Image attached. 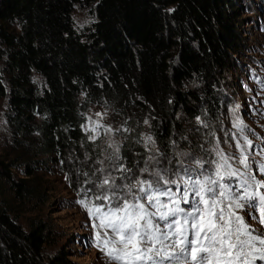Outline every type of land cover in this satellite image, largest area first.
<instances>
[{"label":"trees","instance_id":"1","mask_svg":"<svg viewBox=\"0 0 264 264\" xmlns=\"http://www.w3.org/2000/svg\"><path fill=\"white\" fill-rule=\"evenodd\" d=\"M94 1L97 21L80 33L75 6ZM243 19L236 0H0V99L9 98L19 140L45 154L90 147L83 125L92 103L153 113L169 150L179 110H219L218 76L243 52ZM136 137L123 147L128 158L141 149ZM12 184L28 192L24 180ZM51 240L41 220L26 230L0 204V264H73L64 250L46 256Z\"/></svg>","mask_w":264,"mask_h":264},{"label":"rangeland","instance_id":"2","mask_svg":"<svg viewBox=\"0 0 264 264\" xmlns=\"http://www.w3.org/2000/svg\"><path fill=\"white\" fill-rule=\"evenodd\" d=\"M236 3L241 17L245 18L241 22L244 46L241 54H234L233 68L218 76L219 110L211 113L205 106H199L195 115L183 108L179 110L169 150L161 147L153 132V113L138 107L123 111L109 103H92L83 125L90 147L83 146L80 152L71 151L65 156L57 152L45 154L33 149L30 142L19 140L21 134L9 118V98L0 99V204L6 205L11 216L26 230L35 220L46 225L52 237L46 245V256L64 250L73 264H118L97 248L94 218L78 203L88 189L92 191L87 196L92 198L97 191L95 185L108 174L116 178L117 185L131 183L136 178L154 179L156 172L171 178L177 171L196 168L198 160L216 159L212 149L219 141V148L237 158L231 161L233 168L251 171L258 180H264V0H236ZM95 6V1L75 6L73 17L78 32H89L97 21ZM33 76L35 86L42 89L44 79L37 72ZM189 87L198 88L202 96L203 88L197 81H192ZM93 121L113 131L106 133L103 128H97L93 133ZM237 122H242V130L235 127ZM91 136L96 138L89 139ZM128 136L136 137L141 147L132 150L133 158H128L123 149ZM241 149L248 157L250 169H244L238 162ZM121 166L127 171H116ZM204 166L211 167L207 163ZM145 168L147 172H142ZM12 180H24L28 192L22 194ZM224 182L234 187L237 178ZM239 214L256 230L254 234H264V225L258 218H252L258 217V209L246 204ZM255 264L264 261L256 259Z\"/></svg>","mask_w":264,"mask_h":264},{"label":"snow or ice","instance_id":"3","mask_svg":"<svg viewBox=\"0 0 264 264\" xmlns=\"http://www.w3.org/2000/svg\"><path fill=\"white\" fill-rule=\"evenodd\" d=\"M235 127L242 130V122H237ZM97 128H103L106 133L113 131L93 121L91 131L96 133ZM146 139L152 142L151 137ZM212 152L216 159L198 160L196 168L177 171L171 178L156 172L154 179L136 178L131 183L117 185L116 178L108 174L95 185L97 191L92 198L87 196L92 189L86 190L85 198L78 203L94 218L97 248L118 264L264 261V234H254L256 230L239 214L247 204L258 209V217L252 218H258L264 225V192L261 191L264 180H258L251 171L233 168L231 161L237 158L219 148V141ZM241 152L239 164L250 169L248 157L243 155V149ZM205 163L211 167L206 169ZM116 171L127 170L121 166ZM141 171L147 172V168ZM234 177L237 178L234 187L224 182Z\"/></svg>","mask_w":264,"mask_h":264}]
</instances>
